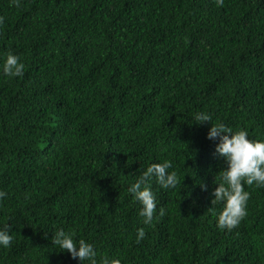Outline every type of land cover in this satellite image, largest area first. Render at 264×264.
Masks as SVG:
<instances>
[{
    "label": "trees",
    "instance_id": "16d2710c",
    "mask_svg": "<svg viewBox=\"0 0 264 264\" xmlns=\"http://www.w3.org/2000/svg\"><path fill=\"white\" fill-rule=\"evenodd\" d=\"M0 17V66L8 52L25 66L0 71V228L13 237L0 264H80L52 245L58 229L97 260L264 264V187L243 184L247 215L218 228L227 165L207 138L223 123L264 140V0H0ZM166 159L181 181H152L146 225L127 189Z\"/></svg>",
    "mask_w": 264,
    "mask_h": 264
},
{
    "label": "clouds",
    "instance_id": "9594fccd",
    "mask_svg": "<svg viewBox=\"0 0 264 264\" xmlns=\"http://www.w3.org/2000/svg\"><path fill=\"white\" fill-rule=\"evenodd\" d=\"M14 6H19L20 0H11ZM222 6L224 0H216ZM0 17V26L3 25ZM24 64L17 55L8 52L4 58L0 71L9 77H22ZM194 122H210L212 117L206 112H200L191 118ZM207 131V138L217 141L215 152L223 157L227 167L221 170V179L212 189L211 204L220 203L222 207L216 213L218 228L231 230L247 215V201L249 193L244 190L243 184L264 187V140H250L246 130L233 131L223 123L212 124ZM173 168L171 160L162 163H152L146 167L127 191L134 195L141 205L138 214L144 218V224H150L157 208V200L152 191L151 183L155 180L163 189L175 188L181 179ZM204 186L202 185V189ZM7 193L0 190V200ZM160 215H163L161 209ZM74 234L58 229L51 237L52 245L60 251H67L80 264H121L120 259L103 256L97 260V252L91 243L83 239L75 241ZM145 230H137V241L143 239ZM13 240L9 228H0V247L7 248Z\"/></svg>",
    "mask_w": 264,
    "mask_h": 264
}]
</instances>
